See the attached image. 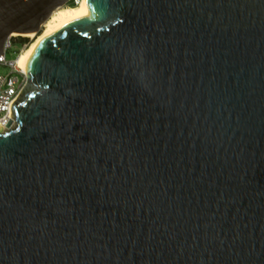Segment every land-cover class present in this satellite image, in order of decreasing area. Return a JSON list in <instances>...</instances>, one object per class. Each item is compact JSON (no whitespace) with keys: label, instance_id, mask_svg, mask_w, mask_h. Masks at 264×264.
Listing matches in <instances>:
<instances>
[{"label":"water","instance_id":"obj_1","mask_svg":"<svg viewBox=\"0 0 264 264\" xmlns=\"http://www.w3.org/2000/svg\"><path fill=\"white\" fill-rule=\"evenodd\" d=\"M69 0H0V54ZM0 130V264H264V0H87Z\"/></svg>","mask_w":264,"mask_h":264},{"label":"built area","instance_id":"obj_2","mask_svg":"<svg viewBox=\"0 0 264 264\" xmlns=\"http://www.w3.org/2000/svg\"><path fill=\"white\" fill-rule=\"evenodd\" d=\"M74 3H79L80 0H72ZM11 35L5 44L3 53L0 54V64L8 66L10 71L6 74H0V126L6 127L7 122L12 116L13 106L19 100V96L26 83V72L17 66V58L19 54L25 50L30 44L19 43L16 48ZM16 52L15 58L8 59V53Z\"/></svg>","mask_w":264,"mask_h":264},{"label":"bare ground","instance_id":"obj_3","mask_svg":"<svg viewBox=\"0 0 264 264\" xmlns=\"http://www.w3.org/2000/svg\"><path fill=\"white\" fill-rule=\"evenodd\" d=\"M88 11V2L87 0H80L77 5H67L62 7L61 9H55L50 18L48 19L49 25L39 34L36 32L27 33V35L32 39L31 43L28 45L25 50H23L18 58H17V66L27 72L30 58L35 51L38 44L47 36L55 33L65 24L70 21L76 20L82 16H84ZM16 35V33H13ZM6 129L5 126L1 125L0 130L4 131Z\"/></svg>","mask_w":264,"mask_h":264},{"label":"rangeland","instance_id":"obj_4","mask_svg":"<svg viewBox=\"0 0 264 264\" xmlns=\"http://www.w3.org/2000/svg\"><path fill=\"white\" fill-rule=\"evenodd\" d=\"M77 4H78V3H75V5H77ZM67 5H70V4L67 3L65 6H67ZM62 7H64V6H62ZM62 7H58V9H61ZM48 25H49V21L47 20V21L42 25L41 30L38 32V34L41 33V32H42V31H43ZM13 36H15V37L12 38V41H13L14 44L16 43V45H15L16 48L19 47V45H18L19 43L24 44V42L20 39L21 37H19V35L16 34V35H13ZM22 36H26V38H28L29 41H30V43H31V41H32L33 38H31V37H29V36H27V35H22ZM20 41H21V42H20ZM16 55H17L16 52H14V53L9 52V53H8V59L15 58ZM9 71H10V68H9L8 66H4V65L0 64V74H6V73H8Z\"/></svg>","mask_w":264,"mask_h":264},{"label":"trees","instance_id":"obj_5","mask_svg":"<svg viewBox=\"0 0 264 264\" xmlns=\"http://www.w3.org/2000/svg\"><path fill=\"white\" fill-rule=\"evenodd\" d=\"M70 2H71L70 5H74L72 0H70ZM19 37H21L20 39H21L24 43L29 42V39L26 38V36H21V35H19ZM20 42H21V41H20Z\"/></svg>","mask_w":264,"mask_h":264},{"label":"flooded vegetation","instance_id":"obj_6","mask_svg":"<svg viewBox=\"0 0 264 264\" xmlns=\"http://www.w3.org/2000/svg\"><path fill=\"white\" fill-rule=\"evenodd\" d=\"M68 3L70 4L71 2H70V0L68 1ZM73 4L75 5V3L73 2ZM65 6V5H64ZM62 7V6H61Z\"/></svg>","mask_w":264,"mask_h":264}]
</instances>
